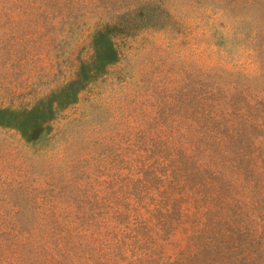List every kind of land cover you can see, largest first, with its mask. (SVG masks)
Here are the masks:
<instances>
[{
	"label": "rangeland",
	"instance_id": "rangeland-1",
	"mask_svg": "<svg viewBox=\"0 0 264 264\" xmlns=\"http://www.w3.org/2000/svg\"><path fill=\"white\" fill-rule=\"evenodd\" d=\"M38 104L0 264H264V0H0V108Z\"/></svg>",
	"mask_w": 264,
	"mask_h": 264
},
{
	"label": "trees",
	"instance_id": "trees-1",
	"mask_svg": "<svg viewBox=\"0 0 264 264\" xmlns=\"http://www.w3.org/2000/svg\"><path fill=\"white\" fill-rule=\"evenodd\" d=\"M103 34L104 33H100L101 36ZM92 36H94V35H92ZM110 48H111V52H112L113 49H112V47H110ZM97 54H98L99 57H101L103 55V53H100L99 49L97 51ZM69 81H70L69 83H66V85L68 84V86H73V85L77 84L78 82L80 83V79L69 80ZM72 98L75 99L76 98V95H73ZM66 99L68 101H73V99L69 100L68 97H66ZM39 108H42V105L41 104H38L34 108L22 109L19 112V114L13 113L12 110L9 109V108H0V124H4L6 126H12V127H16V128H22V125Z\"/></svg>",
	"mask_w": 264,
	"mask_h": 264
}]
</instances>
